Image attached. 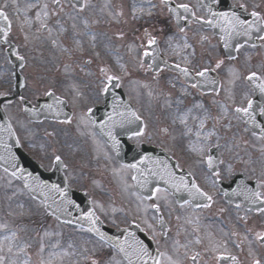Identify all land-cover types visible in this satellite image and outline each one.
Here are the masks:
<instances>
[{"label":"snow or ice","instance_id":"obj_1","mask_svg":"<svg viewBox=\"0 0 264 264\" xmlns=\"http://www.w3.org/2000/svg\"><path fill=\"white\" fill-rule=\"evenodd\" d=\"M208 7V11L210 13L211 18L207 21L208 24L212 25V26H217L220 23H224L227 25L226 28H224V31L226 33L225 37H222V39H226V38H230L233 34L236 35H250L251 34V29L253 27H256L259 31H264V16L261 15L260 12L258 11H253L251 13V16L253 17V19L251 21H247V20H243L241 19L235 12H213L212 8L210 5H206ZM243 7V6H241ZM180 9H183L184 13H190L191 15L195 16V13L191 12V9L189 7V5L187 4H179L176 6V8L171 9V11H173L176 16L177 19L181 18V13H180ZM46 15V13H45ZM37 16H39V13L37 14ZM0 19H2L3 21L7 22L8 21V17L7 15H5L2 11H0ZM184 19H187V16L184 17ZM196 19H202L200 17H196ZM8 28H10V24L7 25ZM0 33H2L4 35L5 40L7 39V30L6 29H0ZM261 39H264V37H261ZM156 40L155 38H152L149 40V44H155ZM225 46L227 47V42L225 44ZM145 55H149V53L146 51ZM23 59V58H21ZM222 63L219 62L217 64V67H219V64ZM177 68H180L179 65H176ZM185 75H188L189 70L187 68H183L180 69ZM102 72L106 71L105 69H101ZM208 72V69H204L201 72L196 73L197 76H205L206 73ZM247 79L251 82H255L257 80H261L262 82L257 84L256 86L259 88V91L264 94V79L258 77L256 72H252L250 73V75L247 77ZM119 77L117 76H107V83L104 85L103 91L107 92L109 90V85H111L113 83V81H118ZM118 86V85H115ZM195 86V85H194ZM50 107V106H49ZM119 105L114 104L113 106V113L109 116L108 121H109V131H108V135L112 136V132H111V125L113 123H123V122H128V123H132L135 120H139L140 117L136 114V112L131 111V110H126V111H117V109L119 108ZM89 111H91V109H89ZM236 111L238 113H243L245 116L248 117V119L252 122H255L256 117L254 115V102L253 100L249 99L247 102V107H241V108H237ZM260 114L264 115V106H260ZM119 116L120 120L119 121H115L114 117ZM8 131H11V126L9 125ZM262 132H264V129H262ZM136 135H140V133H136ZM113 140L115 141V137H112ZM56 161L59 162L60 161V157L57 156ZM145 160L150 159L148 157H144ZM207 163L209 168L213 167L215 161L214 158L209 155L207 157ZM129 167L132 168H137L138 169V165H129ZM165 169H167V165H165ZM22 171V170H21ZM15 174V173H14ZM169 175V183L173 184V187H175L177 189V191L184 189L189 193V196L194 198L197 196L200 197H206L209 201H211L212 197L210 195H208V193L204 192L196 183L195 180H193L191 182V184L189 185L188 181L184 178V177H180L178 182L176 181L174 174L171 172H168ZM215 175L217 177H219V172H216ZM163 178V177H161ZM134 179H136V177H134ZM147 181H144V183L142 184V186L146 185ZM56 187V186H53ZM58 191L61 192V195H64V190H60L57 188ZM157 191H159V189H157ZM248 199L251 200L252 203H257V202H261L264 203V193L260 192L259 190H248ZM153 195H155V193H153ZM152 207L154 209H156L157 211H159V206L158 205H152ZM261 211H264V208L260 209ZM88 218L91 220L92 224L95 225V219L94 217V213L89 212L87 213ZM162 219H161V223H162ZM149 228H151V225H148ZM97 232H99V229H95ZM103 235V234H101ZM129 236H132V233L128 234ZM261 238H264V234H261ZM117 245L120 248V251L125 252V254L129 257V264H149V260L152 261V264H159V261L155 258L152 257L148 247L144 244L143 241L141 240H133L132 244L128 243V239L126 238L125 241L121 244L118 240H117ZM130 249V251H129ZM133 257H134V261H133ZM195 259V258H194ZM232 260H235V257H231ZM255 264H259V261H256Z\"/></svg>","mask_w":264,"mask_h":264},{"label":"rangeland","instance_id":"obj_2","mask_svg":"<svg viewBox=\"0 0 264 264\" xmlns=\"http://www.w3.org/2000/svg\"><path fill=\"white\" fill-rule=\"evenodd\" d=\"M19 2L21 0H5L4 4L8 8L16 9ZM22 2L26 3L25 0ZM8 184H11V187L15 189L11 194L7 192ZM16 197L19 199L15 201L14 199H10ZM131 201L136 204L139 200L131 197ZM32 207L33 205L29 201L24 200V196L19 195V190L12 183L9 176L0 172V228L9 224L17 228L19 225V217L17 215L21 213V210H26L27 212L31 210L34 212L31 219H27V221L32 222L30 231L32 230L33 236L28 238L30 242L25 234V225L20 228L24 243L29 244L28 255H20L16 251L15 246L8 247L5 243L1 244L2 241L0 240V264H53L55 258L59 260L57 264H81L80 260H83L81 253L84 254L83 249L88 248L87 244H90V251L94 248L99 249L95 243L86 240L82 235L70 233L69 231H74L72 229H58V224L56 225L42 213L33 210ZM2 214L5 215L3 216ZM38 216H43V220L38 219ZM38 225L41 226L39 227ZM48 225L55 226L54 233L48 232L50 231ZM9 235L11 233L0 237L6 238ZM100 258L103 262L104 258L102 256Z\"/></svg>","mask_w":264,"mask_h":264},{"label":"flooded vegetation","instance_id":"obj_3","mask_svg":"<svg viewBox=\"0 0 264 264\" xmlns=\"http://www.w3.org/2000/svg\"><path fill=\"white\" fill-rule=\"evenodd\" d=\"M101 31L104 33L103 36L100 37L97 34H95L94 35V39H95L96 42H99L100 49H102V51L105 52L106 46L103 45V43L105 42L103 38L104 37H107V38H109V40H112L113 41V36H115L112 33L113 32V29L110 27V24H109L108 20H107V22L105 24V27H103V29ZM129 37H130L129 40L126 43H123L122 42V44H115L114 45L115 48L119 51V53H123L124 50H126L127 54L133 53L135 51H138L139 46H140V43H139V26H138V23L137 22H134L133 23L132 31L130 32ZM101 69H105V68H101ZM218 172H219V175H220V173L222 171L221 170H218ZM234 172H235V166L233 165L232 166V170L230 171V173L228 175H231ZM212 175L213 176H216L215 173L214 174L210 173L208 179L205 180V183L206 184L208 182L209 183H212L213 182V179L211 178ZM218 178L219 177L216 176V179H218ZM214 199H216V198H214ZM192 264H198V260H195Z\"/></svg>","mask_w":264,"mask_h":264}]
</instances>
